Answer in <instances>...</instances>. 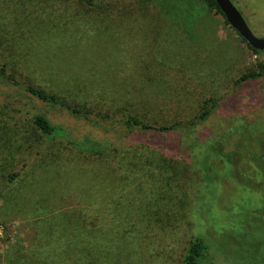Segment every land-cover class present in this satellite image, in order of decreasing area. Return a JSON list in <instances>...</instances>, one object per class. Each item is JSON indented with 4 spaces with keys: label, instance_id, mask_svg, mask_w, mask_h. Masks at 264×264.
Returning a JSON list of instances; mask_svg holds the SVG:
<instances>
[{
    "label": "rangeland",
    "instance_id": "1",
    "mask_svg": "<svg viewBox=\"0 0 264 264\" xmlns=\"http://www.w3.org/2000/svg\"><path fill=\"white\" fill-rule=\"evenodd\" d=\"M232 1L264 36V0ZM263 65L205 0H0V264H184L198 234L202 264H264ZM122 108L181 125L135 130ZM37 112L68 135H43ZM86 136L116 151L68 142Z\"/></svg>",
    "mask_w": 264,
    "mask_h": 264
},
{
    "label": "trees",
    "instance_id": "2",
    "mask_svg": "<svg viewBox=\"0 0 264 264\" xmlns=\"http://www.w3.org/2000/svg\"><path fill=\"white\" fill-rule=\"evenodd\" d=\"M4 1V3H6V0H2ZM89 4H94L95 0H86ZM205 2L207 3V6L212 9L215 10L216 13H221L224 16L225 22L227 24H229V22L227 21L224 13L222 12L220 6L218 5L216 0H205ZM23 4H25V2H23ZM230 25V24H229ZM243 41L248 45V47L250 49H252L254 52H262L259 49L254 48L253 46H251L242 36H240ZM264 67V65H263ZM2 75H5L4 73V69H2ZM263 72H254V71H249L244 73L243 75H241L240 78H238V80L236 81V84H240L242 81H249L250 79H255L258 76H260ZM18 84V82H16ZM26 90L31 93L33 96L37 97L38 99L52 105V106H59V107H64L67 109H70L73 112H80V110L76 109L75 106H73L66 97H61L59 96V94L47 90L45 88L42 87H38L36 85H32V84H28L25 86ZM221 100L220 98H210L205 102L204 105V110L202 112V114L200 115V119L204 120L207 115L210 113V109L211 106L209 107V103L212 106H216L218 105L219 101ZM210 101V102H209ZM126 108L127 106L124 105ZM126 108H122L121 111V115H120V121H122V123L126 124L127 126L135 129V130H139V131H146L148 130V128H152L154 130H159V131H171L174 128H177L178 126L181 125L180 122H175L173 124H171L170 126H159V127H155L152 124H149L148 122L141 120L139 114L136 112L135 114L130 113L128 116L126 113L123 114V111ZM88 111L90 112L91 110L88 109ZM33 124L35 125V127L45 136H48L49 138H55V136H64L66 137L68 135V133L66 132V130L59 125H56L55 123H53L48 116H46L43 113H34L33 117ZM73 147H75L76 149L80 150V151H84L87 152L91 155H95V156H99V155H103V154H108V153H112L113 151H116V149L113 148H109L108 145H104L100 142H97L95 140H93L92 138L86 136L84 138H80V139H70L68 141ZM215 149V143H213L212 145L208 146L206 149V152L202 155L201 161L204 163V165H206V168L210 167V163L208 164V159L204 158V157H208L210 156V154L213 152V150ZM127 157L132 158L131 163H129V165L132 167V169H134V167L136 166V169L141 168L142 171L147 169L148 167H145V164L142 162L143 159L147 156L148 157V148H134L131 152H126ZM146 157V158H147ZM148 159V158H147ZM168 163L170 165H172L174 167L173 171H172V177L176 178L177 176H179V167H178V161L175 158H169L167 159ZM135 165V166H134ZM17 174L14 173L13 175L15 176ZM210 177V175H208ZM175 216L172 215L170 216V220L168 223L171 222V220H174ZM238 222V220H237ZM239 226H243V223H237ZM236 224V225H237ZM238 226V227H239ZM237 227V226H235ZM224 229H227L224 227ZM207 251H208V244L207 241L204 237L203 234H198L196 235L193 239H191L189 246L187 248L185 257H184V264H202V262L204 260H206L207 257Z\"/></svg>",
    "mask_w": 264,
    "mask_h": 264
},
{
    "label": "water",
    "instance_id": "3",
    "mask_svg": "<svg viewBox=\"0 0 264 264\" xmlns=\"http://www.w3.org/2000/svg\"><path fill=\"white\" fill-rule=\"evenodd\" d=\"M224 13L229 24L242 36L251 46L264 51V36L253 32L242 12L232 0H216Z\"/></svg>",
    "mask_w": 264,
    "mask_h": 264
}]
</instances>
